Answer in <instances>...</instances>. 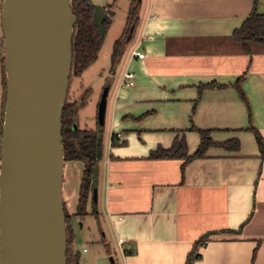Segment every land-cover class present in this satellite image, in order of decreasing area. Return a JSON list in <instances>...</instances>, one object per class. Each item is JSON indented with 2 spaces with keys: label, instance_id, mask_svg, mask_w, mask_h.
Masks as SVG:
<instances>
[{
  "label": "crops",
  "instance_id": "1",
  "mask_svg": "<svg viewBox=\"0 0 264 264\" xmlns=\"http://www.w3.org/2000/svg\"><path fill=\"white\" fill-rule=\"evenodd\" d=\"M255 1L264 15V0ZM139 4L132 40L108 81L97 200L90 194L85 209L91 214L96 204L107 251L93 261L186 264L205 238L194 264H264V151L254 133L264 144V47L246 52L232 39L253 0ZM199 131L212 142L202 158H150L181 139L192 156ZM82 171L80 162L64 164L69 216H76ZM79 249L80 264H90L87 247Z\"/></svg>",
  "mask_w": 264,
  "mask_h": 264
},
{
  "label": "water",
  "instance_id": "2",
  "mask_svg": "<svg viewBox=\"0 0 264 264\" xmlns=\"http://www.w3.org/2000/svg\"><path fill=\"white\" fill-rule=\"evenodd\" d=\"M85 1L103 38L107 5ZM0 20L5 78L0 264H67L61 120L71 78L75 13L71 0H0ZM107 92L98 104L99 128ZM96 198L94 191L95 203Z\"/></svg>",
  "mask_w": 264,
  "mask_h": 264
},
{
  "label": "trees",
  "instance_id": "3",
  "mask_svg": "<svg viewBox=\"0 0 264 264\" xmlns=\"http://www.w3.org/2000/svg\"><path fill=\"white\" fill-rule=\"evenodd\" d=\"M254 8L249 17L243 22L241 27L236 30L232 39L238 43L241 48L248 52L251 44H259L264 47V15H258L255 10L256 1L253 0ZM71 6L75 13L76 25L74 27L73 40H72V68L71 74L73 77H79L95 60L100 49L102 38L98 35L92 23V6L85 0H75L74 4L71 0ZM109 9V6H107ZM139 9L140 4L138 0H134L132 6L126 17V22L122 35L114 42L111 56V67L110 74H113L116 66L122 58L123 52L127 44L132 40L133 33L139 20ZM113 14L108 12V16L103 24L104 30H106L111 24ZM3 45L0 46V52L3 51ZM3 65V57H0ZM3 68V66H2ZM3 85L5 92V78L4 71ZM109 88V82L105 85V89ZM238 88V87H237ZM239 90V88H238ZM90 89L84 90L80 100L77 102L68 104L65 102L64 109L62 112V130L61 140L64 147V160L65 162H80L83 165L82 179L79 186L78 205L76 216L85 215L86 205L90 194L95 191L96 183L98 180L99 173V162L102 157V138L103 128L98 126L94 130L84 129L80 130L77 124V111L84 107L87 100V96ZM5 94V93H4ZM4 105V102H3ZM255 133L256 142L261 154L264 151V144L258 133ZM201 136V142L197 151L192 155L188 156L186 152V146L184 141H175L169 149H157L155 152L150 154V158L155 159H183L184 164L197 159L202 158L205 151L212 142L207 138L205 132L199 131ZM1 140V130H0ZM115 145V142H111ZM182 166V170L184 168ZM93 202V201H92ZM96 204L92 203V215L97 216ZM67 223V253L66 259L67 264H80L81 259L78 253H74L71 249L72 235L70 232L69 215L66 214ZM207 243L205 238H201L194 245L193 249L189 253L186 264H194L195 261L199 260L200 255L198 249L205 246ZM111 264H116L115 262Z\"/></svg>",
  "mask_w": 264,
  "mask_h": 264
},
{
  "label": "rangeland",
  "instance_id": "4",
  "mask_svg": "<svg viewBox=\"0 0 264 264\" xmlns=\"http://www.w3.org/2000/svg\"><path fill=\"white\" fill-rule=\"evenodd\" d=\"M134 0H100L99 4L109 6V11L113 14L112 23L109 24L106 33L102 38V43L98 51L96 60L79 76L73 77L71 74L69 83V92L67 101H71L78 94L84 91V88H89L90 92L85 102V107L77 113L76 126L80 130L92 129L97 127V110L101 96L104 92V86L110 79L109 70L111 67V56L114 42L122 35L124 30L126 17ZM2 44L0 31V46ZM3 53L0 52V57ZM0 60V119L2 116V108L4 102V85H3V70ZM107 120V119H106ZM107 122V121H106ZM105 126L107 128V123ZM107 130V129H106ZM107 131L103 133L106 135ZM105 138V137H104ZM70 232L74 235L71 249L73 251L80 250V245L87 247L89 253L87 259L90 264H102L101 261L94 262V257L98 254L105 256L106 249L101 244V233L99 230L98 221L91 214H85L81 217L70 216ZM118 257L119 253L116 252ZM119 259H117V263ZM103 264H109L108 260H102ZM101 262V263H100Z\"/></svg>",
  "mask_w": 264,
  "mask_h": 264
},
{
  "label": "built area",
  "instance_id": "5",
  "mask_svg": "<svg viewBox=\"0 0 264 264\" xmlns=\"http://www.w3.org/2000/svg\"><path fill=\"white\" fill-rule=\"evenodd\" d=\"M133 56H140V52H138V51H134L133 52ZM123 80L125 81V83H124V85L126 86V87H130V86H132L133 85V74L132 73H130V72H124L123 73ZM84 252H85V250H84Z\"/></svg>",
  "mask_w": 264,
  "mask_h": 264
},
{
  "label": "flooded vegetation",
  "instance_id": "6",
  "mask_svg": "<svg viewBox=\"0 0 264 264\" xmlns=\"http://www.w3.org/2000/svg\"><path fill=\"white\" fill-rule=\"evenodd\" d=\"M74 1L75 0H72V2H73V4H74ZM107 14H108V12H107ZM0 25H1V20H0ZM0 31H1V26H0ZM1 39H2V34H1ZM3 44V43H2ZM3 47V46H2ZM2 53H3V51H2ZM2 70H3V68H2ZM109 75H111L110 74V72H109ZM78 77V76H77ZM87 89V88H86ZM84 90H85V88H84ZM68 92H69V88H68ZM84 92V91H83ZM83 92L82 93H80V94H78L74 99H72L71 101H67V98L68 97H66V103H68V104H71V103H74V102H77L78 100H80V98H81V96H82V94H83ZM67 96H68V93H67ZM2 110H3V108H2ZM80 110V109H79ZM78 110V111H79ZM78 111H77V113H78ZM2 117V116H1ZM1 120V119H0ZM0 124H1V121H0ZM98 126V125H97Z\"/></svg>",
  "mask_w": 264,
  "mask_h": 264
}]
</instances>
